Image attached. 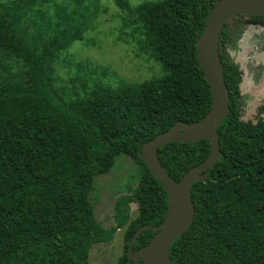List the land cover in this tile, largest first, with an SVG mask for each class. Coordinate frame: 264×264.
<instances>
[{"label": "trees", "instance_id": "16d2710c", "mask_svg": "<svg viewBox=\"0 0 264 264\" xmlns=\"http://www.w3.org/2000/svg\"><path fill=\"white\" fill-rule=\"evenodd\" d=\"M113 1L131 20L126 28L138 50L160 65L162 76L113 89L96 85L70 100L55 87L54 64L82 39L89 11L80 0L61 10L54 0L0 1V264H87L92 246L110 243L123 228L117 264H142L129 260L128 244L138 228L156 227L165 217L167 195L139 153L177 122H197L210 110L195 44L217 0L135 7ZM248 19L264 25V16ZM227 24L218 44L229 94L218 129L220 158L192 185L194 219L171 244V264H264V117L240 120L242 74L226 52ZM209 153L207 140L157 150L177 183ZM120 156L137 166V185L115 201L114 226L104 230L89 198L96 177ZM132 204L137 215L130 221ZM154 233L142 232L132 250Z\"/></svg>", "mask_w": 264, "mask_h": 264}, {"label": "rangeland", "instance_id": "374dc122", "mask_svg": "<svg viewBox=\"0 0 264 264\" xmlns=\"http://www.w3.org/2000/svg\"><path fill=\"white\" fill-rule=\"evenodd\" d=\"M7 3L11 0H0ZM60 6L70 0H54ZM160 0H127L131 7ZM88 10L90 21L82 39L59 55L54 64V84L63 90L65 100L83 98L96 85L116 88L120 84L142 83L162 76L160 65L138 50L132 40L131 21L113 0H80ZM51 15L53 8L49 10ZM93 16V18H92ZM52 17V16H51ZM229 40L226 52L230 62L240 70V120L255 123L264 117V25L248 17L228 21ZM138 168L133 161L120 156L112 170L96 177L90 203L93 214L104 230L114 226V203L128 195L137 185ZM137 215V206H130V221ZM125 228L117 230L110 243L92 246L87 264H117L124 252Z\"/></svg>", "mask_w": 264, "mask_h": 264}, {"label": "water", "instance_id": "95a60500", "mask_svg": "<svg viewBox=\"0 0 264 264\" xmlns=\"http://www.w3.org/2000/svg\"><path fill=\"white\" fill-rule=\"evenodd\" d=\"M237 16H264V0H217L195 44L198 65L211 91L208 113L197 122H177L140 150V160L148 166L167 195V209L158 226L145 225L135 231L127 249L128 258L134 263L141 260L142 264H171V244L190 228L194 219L195 210L190 197L192 185L203 181L220 158L218 129L229 112V94L218 44L225 24ZM202 140H207L210 145L208 158L185 173L181 182L171 179L159 161L158 148L170 143L192 144ZM145 230L155 233L145 246L133 251L138 236Z\"/></svg>", "mask_w": 264, "mask_h": 264}]
</instances>
